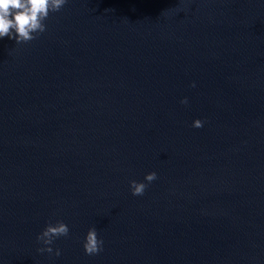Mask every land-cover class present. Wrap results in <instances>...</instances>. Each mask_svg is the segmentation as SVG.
<instances>
[{
  "label": "water",
  "instance_id": "obj_1",
  "mask_svg": "<svg viewBox=\"0 0 264 264\" xmlns=\"http://www.w3.org/2000/svg\"><path fill=\"white\" fill-rule=\"evenodd\" d=\"M45 24L0 38V264H264V0H67Z\"/></svg>",
  "mask_w": 264,
  "mask_h": 264
},
{
  "label": "clouds",
  "instance_id": "obj_2",
  "mask_svg": "<svg viewBox=\"0 0 264 264\" xmlns=\"http://www.w3.org/2000/svg\"><path fill=\"white\" fill-rule=\"evenodd\" d=\"M67 0H0V38L8 37L15 40L16 44L28 43L36 39L41 33L46 31L45 21L51 13L59 12ZM194 86V85H193ZM182 104H187V98L181 100ZM193 127L200 128L203 122L196 119ZM157 179L155 172L146 174L145 181L151 183ZM132 195L141 196L144 194L148 184L132 180L129 182ZM69 235L68 226L62 221H57L55 225L49 223L45 229L37 235V242L43 245H51L59 237ZM103 239L98 237L97 230L92 227L88 230L83 248L86 255H97L103 251ZM38 252L52 253V247H42ZM56 256H60L59 249L55 251Z\"/></svg>",
  "mask_w": 264,
  "mask_h": 264
}]
</instances>
